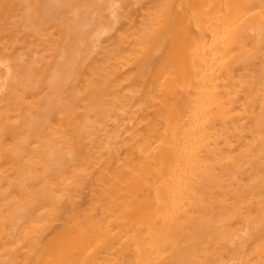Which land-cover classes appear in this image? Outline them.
I'll use <instances>...</instances> for the list:
<instances>
[{"label":"bare ground","instance_id":"6f19581e","mask_svg":"<svg viewBox=\"0 0 264 264\" xmlns=\"http://www.w3.org/2000/svg\"><path fill=\"white\" fill-rule=\"evenodd\" d=\"M0 264H264V0H0Z\"/></svg>","mask_w":264,"mask_h":264}]
</instances>
